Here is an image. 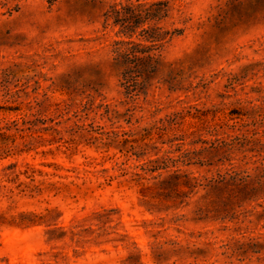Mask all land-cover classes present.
Instances as JSON below:
<instances>
[{
	"label": "rangeland",
	"instance_id": "1",
	"mask_svg": "<svg viewBox=\"0 0 264 264\" xmlns=\"http://www.w3.org/2000/svg\"><path fill=\"white\" fill-rule=\"evenodd\" d=\"M153 1L0 0V264H264V199L221 220L212 192L156 185L212 175L211 125L264 131V0H170L156 26L182 31L126 89L105 13Z\"/></svg>",
	"mask_w": 264,
	"mask_h": 264
},
{
	"label": "trees",
	"instance_id": "2",
	"mask_svg": "<svg viewBox=\"0 0 264 264\" xmlns=\"http://www.w3.org/2000/svg\"><path fill=\"white\" fill-rule=\"evenodd\" d=\"M172 9L170 0H157L118 4V6L115 4L111 7V11L105 13V22L111 18L113 25L118 27L117 33L126 38L115 41L113 48L114 63L122 68L121 75L126 89H129L130 85L135 88L140 77L142 80L139 82L142 83L146 79L143 75H149L157 70L159 53L155 50H157L160 41L166 37L171 39L173 35L181 33L182 29L180 28L160 33V28L156 26L158 21L170 16ZM134 35L141 37L145 42L135 41L132 39ZM178 118H182L180 113H174L172 117L167 115V118H159L155 123L160 126L156 127L162 129L166 128V124H176ZM262 122L263 117L260 118V121L254 118L248 123L233 121L232 124L217 122L213 126L211 125L208 131L214 132L215 138L204 140L203 142L207 146L203 147L198 154L201 156V165L207 162L208 165L214 166L212 175L210 177H189L188 174L181 175L173 172L156 183L163 188L165 185L170 186L167 194L163 195L164 198H171L172 194L176 196L179 193L186 195L194 189L204 188L206 189L205 195L212 192V209L216 213L221 212L219 214H222L214 218L221 220L228 218L230 210L236 206L251 201L256 202L260 199L263 201L264 131L259 133L256 128ZM249 125H252L253 128H249ZM224 126H228L233 132L218 137V128ZM194 133L195 131L190 132V134ZM203 151L208 153L212 162L209 159L202 160ZM187 156V152L181 155L183 158ZM166 166L164 165L162 168ZM158 168L156 165L148 170L156 171ZM160 175L153 176V178H158ZM184 187L188 190H183ZM262 207V215H264V206ZM226 248L228 247L226 246ZM227 252V250L224 251V253ZM244 254H246L245 249H231L229 256H243ZM239 259L241 260V258Z\"/></svg>",
	"mask_w": 264,
	"mask_h": 264
}]
</instances>
